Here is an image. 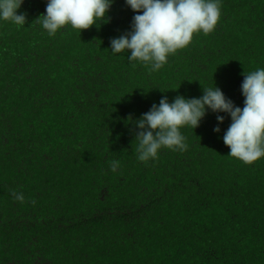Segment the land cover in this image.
<instances>
[{
	"label": "trees",
	"instance_id": "16d2710c",
	"mask_svg": "<svg viewBox=\"0 0 264 264\" xmlns=\"http://www.w3.org/2000/svg\"><path fill=\"white\" fill-rule=\"evenodd\" d=\"M46 3L23 0V26L0 21V264H264V157L228 155L230 116L208 110L181 128L186 150L147 164L134 140L164 96L216 85L244 106V73L264 68V0H221L215 30L155 72L110 49L136 14L125 0L54 36L37 20Z\"/></svg>",
	"mask_w": 264,
	"mask_h": 264
},
{
	"label": "clouds",
	"instance_id": "9594fccd",
	"mask_svg": "<svg viewBox=\"0 0 264 264\" xmlns=\"http://www.w3.org/2000/svg\"><path fill=\"white\" fill-rule=\"evenodd\" d=\"M115 0H47L45 13L37 20L48 35L54 36L67 25L88 29L106 20ZM23 0H0V21L23 26L26 15L18 14ZM135 12L131 30L110 41L112 53L130 52L128 60L138 61L160 70L170 55L187 47L196 33L213 32L221 17V0H125ZM244 106H236L218 87L203 88L200 97L177 95L171 102L167 96L135 120L137 159L147 164L158 158L162 149L184 151L188 147L181 128L199 126L208 110L226 113L231 123L223 135L230 148L228 155L251 164L264 157V68L244 73L241 83ZM224 115H217L215 132H220ZM115 172L120 162L110 161ZM17 200L22 194L13 191Z\"/></svg>",
	"mask_w": 264,
	"mask_h": 264
}]
</instances>
